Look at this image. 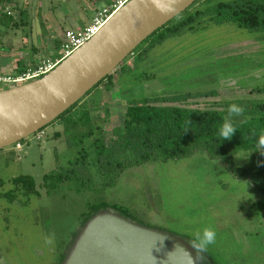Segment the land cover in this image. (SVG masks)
<instances>
[{"label": "rangeland", "instance_id": "rangeland-1", "mask_svg": "<svg viewBox=\"0 0 264 264\" xmlns=\"http://www.w3.org/2000/svg\"><path fill=\"white\" fill-rule=\"evenodd\" d=\"M4 1L5 10L12 17L9 24L0 25V52H6L5 57L0 54V64L7 60L13 64L29 61L31 67L34 58L39 61L57 52V43L70 24L67 20L74 18V24L80 26L88 24L94 7L106 4L104 0ZM256 36L258 33L233 23L210 22L201 31L169 37L155 47L152 61L145 66L152 79L139 83V66L128 67L119 77L118 67L112 72L111 91L104 81L83 100L89 102L92 115L103 117L108 109L105 125L109 144L111 128L121 123L127 102L143 96L142 92L131 91L136 84L147 96L179 92L183 81L191 83L184 92L211 88L220 91L217 97L189 102L202 108L210 107L213 101L264 98V92H255L256 86H264V42ZM222 51L224 55L215 58L216 52ZM132 58L129 55L123 64L132 65ZM213 58L221 59L214 67ZM206 70H212L211 79L216 83L201 84ZM119 83L122 99L113 91ZM60 128L57 122L50 123L42 129L41 139L31 134L20 140V149L13 145L0 149L3 264H55L72 233L82 227L87 205L101 201L128 209L136 220L140 218L150 227L189 240L204 228L214 229L216 243L205 253L217 264H264V209L259 211L254 206L264 196L247 181L233 178L218 160L195 154L180 161L148 162L126 169L116 185L107 188L101 187L97 167L91 163L90 189L76 192L69 182H64L47 192L42 187L43 175L58 166H67L74 152L65 141L53 138L54 131ZM240 153L234 160L244 165ZM19 175L32 176L40 196L19 190L14 201L4 198L1 193L13 189L10 180ZM52 235L54 244H47L46 238ZM196 256L200 263L199 254Z\"/></svg>", "mask_w": 264, "mask_h": 264}, {"label": "trees", "instance_id": "trees-1", "mask_svg": "<svg viewBox=\"0 0 264 264\" xmlns=\"http://www.w3.org/2000/svg\"><path fill=\"white\" fill-rule=\"evenodd\" d=\"M4 2L0 0V25L9 24L12 17L4 11ZM104 2L109 4L110 0ZM208 21L216 24L233 23L248 32L258 33L257 40L264 42V0H196L184 12L148 36L130 55L139 48H143L142 52L149 51L165 39L186 31L201 30ZM59 44L58 41L56 49ZM56 54L57 52L51 57ZM141 59L140 56L135 60L136 67ZM123 62L117 67L121 74L119 77L128 71L129 65ZM16 70V74L25 70L22 62ZM104 81L108 84L107 89H110L113 85L112 73L51 122H57L61 127L54 131L53 138L62 139L67 148L74 152L67 166H58L43 175L42 187L47 192L59 188L64 182H69L76 192L90 189L91 163L97 167L101 187L107 188L116 185L121 174L128 168L148 162L180 161L195 154H204L210 159L218 160L233 178L247 181L264 196V154L255 151L256 138L250 134L252 130L257 133L264 131V98L240 97L230 101H213L210 107L202 108L190 105L188 99L213 97L217 95L215 90L135 97L127 102L121 123L111 128L110 143L107 144L105 124L109 116L108 109L104 111L103 117L92 115L89 102L83 100ZM255 90L258 94L262 93L264 86H256ZM232 103L242 105L245 112L243 116L232 118L238 128L232 138L219 140L216 137L218 128ZM239 152L240 159L242 157L246 162L244 165L234 160ZM10 181L14 188L1 193L10 202L16 199L19 190L24 194L40 196L32 176L19 175ZM87 206L82 224L106 207H113L120 214L133 219L136 217L126 208L103 201ZM254 206L259 211L264 209V198L257 200ZM199 256V264H207L202 255ZM63 258L64 255L62 260Z\"/></svg>", "mask_w": 264, "mask_h": 264}, {"label": "water", "instance_id": "water-1", "mask_svg": "<svg viewBox=\"0 0 264 264\" xmlns=\"http://www.w3.org/2000/svg\"><path fill=\"white\" fill-rule=\"evenodd\" d=\"M195 1L128 0L48 73L15 86L0 84V149L53 122ZM196 253L188 238L106 207L82 225L60 264H199ZM199 254L207 264H217L205 252Z\"/></svg>", "mask_w": 264, "mask_h": 264}, {"label": "built area", "instance_id": "built-area-1", "mask_svg": "<svg viewBox=\"0 0 264 264\" xmlns=\"http://www.w3.org/2000/svg\"><path fill=\"white\" fill-rule=\"evenodd\" d=\"M128 0H110L109 4L95 10L90 22L80 28L66 29L60 39L57 54L54 57H47L39 60L35 66L27 67L21 73L0 74V84L5 86H15L23 84L37 78L55 68L64 58L69 56L74 50L90 40L110 19V17ZM4 11L9 14L8 11ZM36 139L44 136L42 129L33 133ZM15 149H20L22 144H13Z\"/></svg>", "mask_w": 264, "mask_h": 264}, {"label": "clouds", "instance_id": "clouds-1", "mask_svg": "<svg viewBox=\"0 0 264 264\" xmlns=\"http://www.w3.org/2000/svg\"><path fill=\"white\" fill-rule=\"evenodd\" d=\"M244 112L245 108L242 105L236 103L230 104L227 109V116L224 117L223 123L219 126L216 137L219 140H230L238 129L232 118L243 116ZM185 130H187V128ZM250 134L256 138L255 151L264 154V131L257 133L255 130H252ZM216 238L217 233L214 229L204 228L202 232H198L189 240V245L197 253L207 252L209 246L216 243ZM54 239V235L49 236L46 238V243L50 245L54 244ZM160 239L163 240L164 237Z\"/></svg>", "mask_w": 264, "mask_h": 264}, {"label": "flooded vegetation", "instance_id": "flooded-vegetation-1", "mask_svg": "<svg viewBox=\"0 0 264 264\" xmlns=\"http://www.w3.org/2000/svg\"><path fill=\"white\" fill-rule=\"evenodd\" d=\"M210 22H212V21H208L207 22V24H206V27L208 26V23H210ZM214 23V22H213ZM216 24V23H215ZM217 25H221V24H217ZM205 27V28H206ZM204 29V28H203ZM203 29H201V30H203ZM201 30H198V31H201ZM198 31H190V32H198ZM187 32V31H186ZM189 32V31H188ZM185 33V32H184ZM183 34V33H182ZM181 35V34H180ZM176 36H178V35H176ZM174 37V36H173ZM257 37L258 36H256V39H257ZM163 42V41H162ZM161 42V43H162ZM157 45H159V44H157ZM157 45H155L152 49H150L149 51H146V52H142L143 51V48H139L138 50H137V52H135L132 56H133V58H132V65H129V67H134V66H136V63H135V60H137L140 56L142 57V59H141V62L139 63V67H141V69H142V73H141V77H140V79H139V83L140 82H145V81H148V80H150V79H152V75H150V74H146V68H145V66H147L148 64H149V62H151L152 61V58H151V54L154 52L153 50L155 49V47L157 46ZM153 51V52H152ZM140 53V54H139ZM221 55H224V51H222L221 53L220 52H216V56H215V58L217 57V56H221ZM161 56H159L158 58H160ZM157 58V59H158ZM215 58H213L212 60L214 61H212V64H211V66H215L216 65V63H219V61L221 62V59H219V60H217V59H215ZM234 71H237V70H234ZM212 74H214V73H212V70H206V72H205V77L203 78V80H202V83L201 84H213V83H216V82H214L215 80H213V79H211V77H213L214 75H212ZM206 77H207V79H206ZM216 80L218 81V78H216ZM174 84V83H173ZM181 84H183V86H181L182 88L181 89H179L178 91L179 92H173V93H168V94H161V95H171V94H177V93H185V92H191V93H197V92H204V91H206V92H208V91H213V90H215V89H213L212 90V88L211 89H209V90H204V91H192L193 89H189V88H187V89H189V90H191V91H185L184 92V90H185V88L187 87V86H189L188 84H191L190 82H187V81H183ZM200 85V84H199ZM120 86V83H119V85L117 86V87H114V92L116 93V96L118 97V98H120V99H122L121 97H123V94H122V91H121V88L119 87ZM170 87V86H169ZM199 87V86H198ZM198 87H195V88H198ZM111 88H113V85H112V87H110V89ZM109 89V90H110ZM140 89V87H139V84L137 85H135L133 88H132V92H133V94H139V93H141L142 92V94H143V96H147L146 95V93H145V90L143 89L142 91L141 90H139ZM174 90V89H173ZM111 91V90H110ZM214 92V91H213ZM215 92H217V95H215V96H208V97H194V98H189L188 99V103L189 102H196L198 99H207V98H214V97H217V96H219V94H220V91H216L215 90ZM118 94H120L121 96H118ZM154 96H160V95H153V97ZM149 97H152V96H149ZM194 100V101H193ZM135 219H136V217H135ZM82 221H83V219L81 220V222H80V225H82ZM137 221H139L140 223H142V224H144V225H147L148 226V224L147 223H145L144 221H142L140 218H138L137 219ZM78 229V228H77ZM77 229L75 230V232H73L72 233V236L70 237V239H69V241L68 242H66V244H65V246H63L64 248H63V251L65 250V249H67V247L69 246V244L73 241V239L75 238V236H76V232H77ZM74 237V238H73ZM62 257H63V252L61 251L59 254H58V256H57V259H56V263L55 264H60L61 262H62ZM0 264H3L2 263V259H1V256H0Z\"/></svg>", "mask_w": 264, "mask_h": 264}, {"label": "crops", "instance_id": "crops-1", "mask_svg": "<svg viewBox=\"0 0 264 264\" xmlns=\"http://www.w3.org/2000/svg\"><path fill=\"white\" fill-rule=\"evenodd\" d=\"M95 9H98L97 7H94V10ZM75 17H77V19L79 18L78 16H75ZM70 24H69V26L67 27V28H65V30L66 29H70V28H80V27H83V26H85V25H87V23H84L83 25H76V24H74V18H72V20H67ZM4 53H6L5 51H3V52H0V54L1 55H4ZM6 55V54H5ZM5 55H4V57H5ZM31 56V55H30ZM3 57V56H2ZM3 57V58H4ZM4 59H6V58H4ZM3 59V60H4ZM31 60V59H30ZM7 61H9V60H7ZM7 61H4L2 64H0V74L2 75V74H8V73H16V71L18 70H16V68L18 67V65H19V63L20 62H22L23 63V65L25 66V68H27V67H31L30 66V64H29V61L28 62H26V63H24L23 61H16V63L15 64H13L12 62H7ZM38 62V60H36L35 58H34V65L36 64ZM5 64V65H4ZM4 65V66H3ZM33 65V66H34ZM3 87H1L0 86V89H2ZM57 125H59L58 123H57Z\"/></svg>", "mask_w": 264, "mask_h": 264}]
</instances>
